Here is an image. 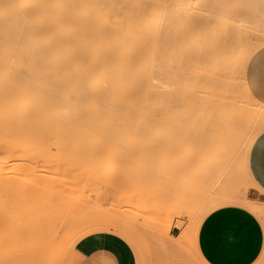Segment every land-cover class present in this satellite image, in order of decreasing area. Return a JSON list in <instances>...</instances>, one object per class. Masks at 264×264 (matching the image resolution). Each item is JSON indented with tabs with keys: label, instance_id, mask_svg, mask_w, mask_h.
<instances>
[{
	"label": "rangeland",
	"instance_id": "1",
	"mask_svg": "<svg viewBox=\"0 0 264 264\" xmlns=\"http://www.w3.org/2000/svg\"><path fill=\"white\" fill-rule=\"evenodd\" d=\"M223 1L204 0L203 9H199H202L200 14L198 15L199 10L192 13V21L182 14L179 18L185 23L182 21L180 23L179 19L176 23L171 22L175 24L176 30L170 25L161 36L154 33L159 37L158 40L165 38L166 40H163L167 42L169 38V41L174 39L173 43L168 44L169 41L166 43L167 47L162 40L165 49L169 50H163L161 56L157 55L160 63L158 66L164 71H169L170 74L166 72L167 75L178 76L179 80L178 88L171 85L167 87L170 90H178L179 95L170 96L179 100V106L176 113L170 114L169 118L166 117L168 118L166 124L157 127L159 122L156 118L157 125L152 126L156 129H151L147 134L92 136L102 141L107 138L115 141L111 140L109 147L94 149L83 147L81 150L67 151L75 156L74 159L71 158L69 164L60 166L57 174L54 175H48L46 172L45 177H40L42 170L45 171L40 166L33 175L30 173L29 177L24 176L25 179L19 175L22 179L20 177L18 179L22 181L17 182L19 180L15 176L10 177L6 173L8 168L0 166V264H31L34 257L28 254L31 241L28 240V243L25 232L39 228L40 225H44L43 228L46 229L52 225H49L51 220L55 226L57 225L56 227L63 229L62 234L61 231L59 232L58 247L59 243L64 242L71 245L66 244V247L64 243L65 249L61 245L63 252L60 247L53 264H80L74 254V247L67 240L64 232L65 229L68 231L72 219H82L76 227L78 230L91 228L93 223L103 222L106 219L129 227L134 236L132 235L131 238L126 236V238L135 251L137 250L138 264H210L198 247L199 230L206 216L224 206L245 207L243 202L245 193L257 206L264 209V204L255 200L252 195L256 186L250 182L244 172L245 166L242 162L244 155L241 153V156L238 152L264 125L262 82L249 79L246 75L248 61L259 48L264 46V10L233 8L229 4L225 5ZM196 18L201 21L200 24L197 23ZM183 23L188 24V27ZM193 24L195 26H192ZM191 29L196 31V34H191ZM166 31L171 32V35L173 33L174 37ZM155 40H150V43ZM116 41L121 42L120 39ZM159 42H157L158 46H160ZM170 45L175 49L171 47V50ZM136 47L140 45L136 44ZM156 59L148 55L141 63L151 66L152 62L157 61ZM150 68L153 71V68ZM167 75L164 78L168 79ZM259 82L261 88H258ZM167 83L171 84V82ZM192 102H199L200 105L204 102L220 104L224 114L210 116L212 109L208 107L207 112H201L199 108L195 114L187 115L188 104ZM160 120V123L164 122L161 118ZM246 124L254 125L255 128L249 131L245 128ZM188 146L194 148V160L186 164L183 157ZM53 153H55L53 149L46 148H36L35 151L36 156ZM206 158L210 162H216L221 158V165L205 169L195 183L190 184L191 180L187 182L184 173L189 172ZM46 171L55 173L54 168ZM75 180L81 182L71 185ZM30 186L32 189H29ZM45 187H49L50 191ZM188 189L197 199L189 195ZM179 190L183 192L181 195L183 202L180 201L181 197L178 200L174 197L176 195L174 192L177 193ZM201 194L204 196L202 197ZM232 194H236L239 200L214 206L215 201L221 199L217 198V195L226 197ZM37 195L40 196L36 199ZM44 195L49 198H43ZM24 201L26 202L23 203ZM36 201H44L42 202L44 205L41 203L38 207ZM16 204L22 209L20 213L15 211L18 208ZM191 206L193 207L190 208ZM41 207H47L48 211L45 208L41 211ZM34 211L38 218L36 215L33 216ZM27 215L30 219H27ZM60 216L63 221L61 218L58 219ZM259 217L264 222V210ZM35 218L40 221L38 226ZM96 232L103 231L95 230L92 234ZM181 232V236L176 238ZM22 233L24 235H21ZM23 236L24 238H20ZM24 248L26 251H23ZM21 251L25 252L24 255L28 254L30 260L24 255H22L24 259L21 257L18 259V255L23 254Z\"/></svg>",
	"mask_w": 264,
	"mask_h": 264
},
{
	"label": "bare ground",
	"instance_id": "2",
	"mask_svg": "<svg viewBox=\"0 0 264 264\" xmlns=\"http://www.w3.org/2000/svg\"><path fill=\"white\" fill-rule=\"evenodd\" d=\"M223 2L233 8L264 10V0H224ZM204 3V0H0V166L8 168L6 173L10 177L15 176L17 180L19 175L26 178L30 176V173L33 175L36 168L40 166L45 169L40 173V177H45L47 173L54 175L57 174L60 166L67 165L71 158L74 159L75 156L68 153L71 149L109 147L113 140L107 138L102 141L92 136L147 134L151 129H156L152 126L157 122H159L157 123L159 125L156 124L157 127L163 123L166 124V119L170 117V114L176 113L179 106V100L173 98L179 95L178 90H170L167 87L171 85L178 88L179 80L178 76H171V74L170 77L167 75L169 71H164L158 66L160 63L157 55L161 56L165 50L168 51L169 49L165 48L169 43H173L174 39L171 38L172 41H169L170 38L167 39L169 42L166 45V39L160 38L159 42L158 36L165 33L164 31L170 25L174 26L175 24L171 22H178L182 14L191 20L192 13L202 8ZM201 10L197 11L198 15ZM200 22L197 19V23L200 24ZM184 23L183 25L188 27V24ZM174 28L176 30L175 26ZM192 31L191 34H196V31ZM166 33L171 32L166 31ZM167 34H165L167 37L173 35V33L170 34L171 36ZM152 37L153 39H150ZM116 39H120L121 42H117ZM150 40H155L156 43L155 41L150 43ZM136 44L140 47H136ZM171 45L169 48L172 47ZM172 48L175 49V47ZM150 49L152 50L149 51ZM159 50L161 51L156 52ZM147 52L149 57L157 58L158 62H152L151 66L142 64L141 62L148 57ZM154 66L157 68L155 69ZM150 67H154L153 71ZM166 75L168 79L164 78ZM171 94L175 95L171 97ZM208 107L212 109L210 116H223L224 110L220 104L206 102L201 105L199 102L188 104L187 115L195 114L199 108L201 112H207ZM158 117L164 122L160 123L161 120L159 121ZM245 128L252 131L255 127L246 124ZM245 144L242 149H239V154L243 153ZM36 148L53 149L55 153L36 156ZM193 151L192 146L186 149L183 157L186 164L194 160ZM221 161V158L216 162L204 159L189 172L184 173L186 181L191 180L190 184L195 183L205 169L219 167ZM49 168H54L55 173L46 171ZM20 181L22 180L17 182ZM75 182L76 180L70 183L72 185ZM29 189H32L31 186ZM29 189L26 190L30 191ZM46 189L50 191L49 187ZM188 192L191 197L195 196V192H193L194 195L189 189ZM182 193L180 190L177 193L174 192L175 199H180ZM45 195L43 198H49ZM38 196L40 195H37L36 199ZM217 198L221 199L215 201L214 206L234 197L233 195L226 197L217 195ZM38 201L35 203L37 206L44 202ZM47 201L50 200L47 199ZM180 201L183 202L182 197ZM191 202L193 204V201ZM25 206L28 208V205L25 204ZM253 206L255 209L258 208L255 204ZM19 207H15V211L20 213L22 209ZM29 212L32 214L31 211ZM12 214L14 216L15 212ZM35 215L34 211L33 216ZM36 218H38L37 215ZM60 218L61 216L58 219ZM27 219H30L29 216ZM18 220H20L19 217ZM18 220L16 222L19 223ZM81 220L72 219V222H69L68 231L64 230L67 240L73 247L79 240L95 230L114 232L126 240H128L126 236L128 238L134 236L129 227L110 219L93 223L91 228L78 230L76 227ZM49 225L50 227L46 229L43 228L44 225L38 226L39 228L33 226L34 229L25 232L27 241H31L29 251L27 250L28 254L37 259L31 257L33 258L31 264L38 262L53 264L61 245L64 248L65 242L59 243L58 247L59 232L61 231L62 234L63 229L56 227L52 220ZM66 244L67 242L65 246ZM22 253L19 252L21 256L17 254L18 259L28 256V254L24 255L25 252Z\"/></svg>",
	"mask_w": 264,
	"mask_h": 264
},
{
	"label": "crops",
	"instance_id": "3",
	"mask_svg": "<svg viewBox=\"0 0 264 264\" xmlns=\"http://www.w3.org/2000/svg\"><path fill=\"white\" fill-rule=\"evenodd\" d=\"M246 75L249 79L262 82L264 90V46L248 61ZM260 82L258 88H261ZM262 151L264 125L252 136L242 153L244 172L256 186L252 195L255 200L264 204ZM232 195L234 198L228 200V203L239 200L236 194ZM243 196L245 207L229 205L218 208L206 216L201 224L198 247L210 264H264V222L259 217L264 209L259 206L255 209V203L248 194ZM181 234L182 232L176 238ZM73 250L80 264H138L133 245L114 232L90 233L79 240Z\"/></svg>",
	"mask_w": 264,
	"mask_h": 264
},
{
	"label": "snow or ice",
	"instance_id": "4",
	"mask_svg": "<svg viewBox=\"0 0 264 264\" xmlns=\"http://www.w3.org/2000/svg\"><path fill=\"white\" fill-rule=\"evenodd\" d=\"M262 159H264V151H262Z\"/></svg>",
	"mask_w": 264,
	"mask_h": 264
}]
</instances>
